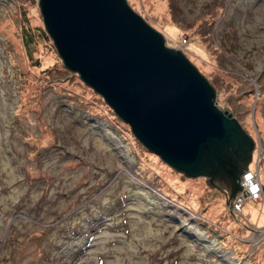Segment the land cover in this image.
<instances>
[{"label": "rangeland", "instance_id": "rangeland-1", "mask_svg": "<svg viewBox=\"0 0 264 264\" xmlns=\"http://www.w3.org/2000/svg\"><path fill=\"white\" fill-rule=\"evenodd\" d=\"M127 1L253 136L260 199L231 213L64 66L37 0H0V264H264V0Z\"/></svg>", "mask_w": 264, "mask_h": 264}, {"label": "water", "instance_id": "water-1", "mask_svg": "<svg viewBox=\"0 0 264 264\" xmlns=\"http://www.w3.org/2000/svg\"><path fill=\"white\" fill-rule=\"evenodd\" d=\"M37 1L64 66L103 95L149 150L187 176L212 180L234 213L253 136L217 105L214 86L187 54L127 0Z\"/></svg>", "mask_w": 264, "mask_h": 264}, {"label": "built area", "instance_id": "built-area-1", "mask_svg": "<svg viewBox=\"0 0 264 264\" xmlns=\"http://www.w3.org/2000/svg\"><path fill=\"white\" fill-rule=\"evenodd\" d=\"M240 183L242 185V188L244 189L243 191L238 192L233 197L232 209L234 210L235 214H237L242 210L241 206L243 200L245 199L259 200L260 195L262 194L263 191V187L260 182L258 171L253 169V167H249L248 169L242 172Z\"/></svg>", "mask_w": 264, "mask_h": 264}, {"label": "trees", "instance_id": "trees-1", "mask_svg": "<svg viewBox=\"0 0 264 264\" xmlns=\"http://www.w3.org/2000/svg\"><path fill=\"white\" fill-rule=\"evenodd\" d=\"M43 32V31H42ZM41 32V33H42ZM168 36V35H167ZM167 36H166V40H167ZM105 100V99H104ZM109 105V104H108ZM110 106V105H109ZM111 107V106H110ZM112 108V107H111ZM113 109V108H112ZM114 110V109H113ZM115 113H116V110H115ZM116 115H117V113H116ZM121 120H123L119 115H117ZM129 125V124H128ZM129 127H130V125H129ZM131 128V127H130ZM136 136V135H135ZM137 137V136H136ZM138 139V138H137ZM139 140V139H138ZM140 141V140H139ZM142 142V141H141ZM142 144H143V142H142ZM144 145V144H143ZM145 146V145H144ZM145 147H147V146H145Z\"/></svg>", "mask_w": 264, "mask_h": 264}, {"label": "crops", "instance_id": "crops-1", "mask_svg": "<svg viewBox=\"0 0 264 264\" xmlns=\"http://www.w3.org/2000/svg\"><path fill=\"white\" fill-rule=\"evenodd\" d=\"M249 166V165H248ZM250 167V166H249ZM247 219H248V216L246 215Z\"/></svg>", "mask_w": 264, "mask_h": 264}, {"label": "flooded vegetation", "instance_id": "flooded-vegetation-1", "mask_svg": "<svg viewBox=\"0 0 264 264\" xmlns=\"http://www.w3.org/2000/svg\"><path fill=\"white\" fill-rule=\"evenodd\" d=\"M211 182H212V180H211ZM211 182H209V183H211Z\"/></svg>", "mask_w": 264, "mask_h": 264}]
</instances>
